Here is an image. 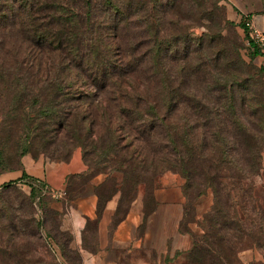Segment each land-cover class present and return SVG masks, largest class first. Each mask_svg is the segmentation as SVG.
<instances>
[{
    "label": "trees",
    "instance_id": "trees-1",
    "mask_svg": "<svg viewBox=\"0 0 264 264\" xmlns=\"http://www.w3.org/2000/svg\"><path fill=\"white\" fill-rule=\"evenodd\" d=\"M170 1L175 0H0V27L16 32L33 49L46 48L51 60L43 79H37L18 56L1 61L0 80L20 90L8 107L5 123H60L66 145L81 147L85 162L89 155L115 156L120 166L115 172L122 177L121 182L113 179L114 195L121 193L123 205L126 189L169 171H178L188 190L210 187L215 206L205 216L206 234L196 239L189 261L235 264L228 251L252 247L256 235L232 204L241 198L243 175L256 174L264 153L263 68L245 65L248 73L238 71L242 73L238 77L231 72L238 65L237 50H226L227 72L202 63L179 84L159 62L162 48L157 43L148 53L149 61L135 65L128 54L139 47L120 46L117 33L129 32L133 18L148 33L151 18L159 22L157 12ZM180 34L185 60L196 58L211 42L208 35L196 39L188 32ZM174 44L166 50L177 54L179 47ZM135 72L147 92L154 94V102L140 95L137 85L129 83L130 91L125 87ZM33 90V103L28 105L24 98ZM94 124L102 130L97 138ZM154 131L165 142L159 151L153 146L158 139ZM134 143L142 149H133ZM3 144L0 165L6 160ZM111 172L106 174L111 177ZM25 181L32 182L33 190H49L26 174L1 188ZM98 195L101 206L110 199Z\"/></svg>",
    "mask_w": 264,
    "mask_h": 264
},
{
    "label": "rangeland",
    "instance_id": "rangeland-1",
    "mask_svg": "<svg viewBox=\"0 0 264 264\" xmlns=\"http://www.w3.org/2000/svg\"><path fill=\"white\" fill-rule=\"evenodd\" d=\"M163 6L161 12H157L159 22L156 18H151L148 33L144 32L133 18L130 31L123 32L120 29V33L116 35V43L120 46L139 47L138 52L128 54L129 60L134 61L135 65L149 61L148 53L152 52L150 49L157 43L162 48L159 62L165 71L172 75L173 81L180 84L185 75L187 79L202 63H212L218 69L227 72L226 65L230 57H226L225 51L232 52L234 49L237 50L238 65L231 71L233 74L239 77L242 73L238 71L244 72L247 65L255 69L263 68L264 76V61L260 62L259 58L264 55L248 41L245 21L231 19L225 0H175L170 1L168 5L164 2ZM172 31L175 33L172 34ZM180 32H188L196 39L208 35L211 42L205 46L203 52H199L197 59L192 57L185 60ZM172 43L179 47L175 50L177 54L174 50H166ZM256 52L259 54L255 55ZM16 56L26 67L32 69L37 79L48 76L51 60L47 49H33L29 44L22 42L16 32L9 33L7 29L0 27V63L13 61ZM183 66L185 69H182ZM244 73L247 74L248 71ZM250 73L253 74V70ZM141 80L140 73L135 72L124 85L129 91L132 89L129 83L137 85L139 94L154 102V94L147 92ZM190 84L191 80L188 82V85ZM9 85L10 83L0 80V142L4 143L2 148L6 159L4 165H0V173L18 168L25 156H31L35 160L44 158L48 162L64 163L80 151L85 162L81 147L73 149L74 146L66 145V132L63 125H58L60 123H14V121L5 123L8 107L20 91L15 85ZM34 93L36 92L33 90L31 95L24 98L28 105L29 103L32 105ZM44 99L48 100L46 95ZM28 110L29 108L26 112H31ZM160 111L164 113V110ZM174 120L172 119V122ZM94 127L96 131L94 137L97 138L102 130L96 124ZM154 132L158 139L154 141L153 146L159 151L165 142L162 141V136L157 137V131ZM153 146L152 149L155 148ZM147 147L151 146L147 144ZM133 149L140 150L142 146L140 143H134ZM87 160L88 162H85L87 172L71 176L73 178L69 179V188L80 189L102 175L104 179L97 192L104 200L111 198L117 188L113 179L121 182L122 177L120 173L115 172L116 169H120L117 158L89 155ZM112 170L114 172H111L110 177L106 173ZM31 183L25 181L7 188L0 187V264H82L80 253L70 248L71 236L60 229L61 214L53 207L51 196L45 189L36 187L33 190ZM186 185V179L178 171L166 172L147 184L126 189L124 206L127 207L142 194L147 211L151 213L157 207L159 198L180 199L181 232L189 245L188 249L182 252L177 264H196L189 261V253L196 239L206 234L205 216L214 209L215 197L210 187L201 186L188 190ZM202 189L203 192L200 193ZM240 193L241 198L232 204L233 209L248 228L254 229L256 235L252 247L242 249L240 247L237 252L235 248L233 251L229 250L228 255L235 264H264V153L257 164L256 174L243 175Z\"/></svg>",
    "mask_w": 264,
    "mask_h": 264
},
{
    "label": "crops",
    "instance_id": "crops-1",
    "mask_svg": "<svg viewBox=\"0 0 264 264\" xmlns=\"http://www.w3.org/2000/svg\"><path fill=\"white\" fill-rule=\"evenodd\" d=\"M229 16L240 22L249 17L264 32V0H225ZM263 63L264 56L259 57ZM80 151L68 162H48L25 156L20 167L0 173V187L20 181L24 174L44 183L60 229L71 236L70 248L82 256V264H177L188 241L182 235L181 200L159 198L149 213L144 195L125 207L121 193L101 206L97 193L103 177L97 176L80 189L71 190V176L85 174Z\"/></svg>",
    "mask_w": 264,
    "mask_h": 264
},
{
    "label": "built area",
    "instance_id": "built-area-1",
    "mask_svg": "<svg viewBox=\"0 0 264 264\" xmlns=\"http://www.w3.org/2000/svg\"><path fill=\"white\" fill-rule=\"evenodd\" d=\"M244 21L249 39L255 48L264 55V32L259 30L249 17L245 18Z\"/></svg>",
    "mask_w": 264,
    "mask_h": 264
}]
</instances>
